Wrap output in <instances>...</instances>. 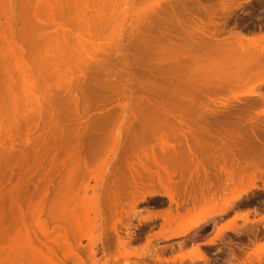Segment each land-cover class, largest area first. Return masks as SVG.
Masks as SVG:
<instances>
[{
  "label": "rangeland",
  "instance_id": "1",
  "mask_svg": "<svg viewBox=\"0 0 264 264\" xmlns=\"http://www.w3.org/2000/svg\"><path fill=\"white\" fill-rule=\"evenodd\" d=\"M29 1L31 4L29 5L30 7L27 4L26 8L28 9L26 10L24 9L25 11L24 13L27 16L24 13L23 15H25L27 18L29 17L30 19H33L34 21L33 30L39 33L38 35L40 39L38 41V44L35 45L36 48L35 47L34 48L40 54L39 62L41 65H39V67L36 65V67L38 71L39 69L42 70V74L44 78L39 77L40 73H38L36 69H35V72L33 71L34 69L32 68L31 60L29 58L27 59L28 56L8 58L7 63H9V67L12 68L13 70L15 69V64L17 63V69L14 72V76L16 80L18 81L17 86L19 84V87H20V89L18 90H20L21 92L20 97L23 100L22 106L20 105L21 107L18 106L20 108H17V110L19 109V112L16 111L18 112L17 117L19 116L24 117L26 115L28 116L30 111L33 108H36L38 103L41 101V99L40 100L38 99L43 96V94L45 93V90H52L55 93L57 92V94H60L61 92L62 95L60 96L64 97L66 95L65 93H63L64 90H66L65 88L66 83H69V84L71 83L73 84V86H75L76 83L80 82L79 79H81V82L82 81L85 82L84 80L86 79L85 76L86 77L89 76V70H90L89 68H91L90 71L93 77L92 71L94 70H92V68L95 66V63L93 61L95 60L105 61L107 59L109 60V55H111L112 53L111 51L115 49V47L117 46V43L121 42L122 52L117 54L115 56L116 57L115 59L118 61L129 59L131 63L132 57H130L129 51H127V49L125 48L126 47L125 43L128 45V43L130 42L129 39L134 37L133 33L134 35H136L137 34L136 30L137 29L141 30L142 28L141 21L146 14L150 15L152 13L150 16H153V19H154L153 22H155V19L158 17L157 15L159 14L160 9L158 10L155 9V11L153 10L151 11V8H153L155 3L158 1L160 2L162 1L160 5H162L163 7H165L167 3H168L167 5H169L171 2L173 3V4L172 3L170 4L172 5V7L174 6L173 7L174 12L172 10L173 15L170 13L168 14L164 13V15H162V13L159 14V16L161 15L162 17L161 20L167 19L168 21V22L166 21L167 23L164 21L165 22L164 25L166 24L165 25L166 29L168 28L166 32L170 30L171 31L174 30V34H172L173 32H171V36L173 35V37L178 35L177 34L178 31H176V28H175L176 23L178 22V19H181L180 21L182 22L184 21L185 15H183L182 13H184L183 11H185V9L187 10L185 11V13L190 10L189 12L193 16L202 17L205 13L204 8L213 7L211 12L216 13L218 12V9L222 6L223 1L225 2L223 3L225 7L227 8L225 12L220 11L219 9L220 14L223 12V14L225 15V14H229V12L232 11L230 13L231 17L232 16L239 17L241 24L245 22L244 20L248 19L249 21H252L254 25H256L255 27L248 26L246 28H243V26H240L239 28H236L237 30L241 29L240 31L241 32L243 31L244 33L246 32L249 33L253 31L252 32L253 36L264 34V0H238V1L237 0H229V1L228 0H198V1L197 0L196 1L195 0H190V1L189 0L187 1L185 0L184 1L183 0H169V1L167 0H62V1L29 0ZM180 1L185 2V5L182 6L183 8L180 6L183 2L180 3ZM236 1L238 4L240 3V7L235 10L230 8L231 11H228L230 10L228 8L232 6L229 4V2L230 3L232 2L231 4H234L236 3ZM4 2L5 0H0V52L7 53L8 49L11 50V49H14L15 47H13V45L10 43L9 44L4 43V40H3V35L7 34L5 31V27L7 26L6 14L9 13V12L8 13L6 12V9H8L7 8L8 5L6 6ZM217 5H221V6H219L218 8ZM171 15L172 17L173 16L174 17L171 18V22H169L170 21L169 17H171ZM219 15H216V16H219ZM176 19H177V22H176ZM220 20L223 21L222 19ZM216 22H219V21L217 20ZM173 25L175 26L173 27ZM230 25H232V22L229 18V21L227 22V27ZM155 27L156 25L155 23H153V32H152L153 35L152 36L157 35ZM217 27H220V26H217ZM25 28H27V26H25ZM229 28L230 27H228L227 30H229ZM163 29L165 30V27ZM129 30L130 32L132 31H136V32H133L131 34ZM179 36L182 38L181 33H180L178 35V38L176 37L175 40L180 39ZM224 37H226V35L220 36L219 39L224 38ZM180 40H177L175 43L180 42ZM180 43H183V42H180ZM118 46H120V44H118ZM248 47H246V49ZM250 47L249 49H247L246 52H245V49H243L244 52H242L243 50H240L237 52H233V51L228 52L225 58L227 60V63L225 62V66L229 67V65H231L232 67L233 64H234L233 67L237 66V63L239 62L240 59L238 60V62H235L236 61L235 59L237 57H240L241 55L243 56L244 54H247V52L248 53L249 52L253 53L254 51L262 52L264 49V39H262L261 41L260 40L257 41V43L251 44ZM27 48L28 47H24V50ZM120 49H121V46H120ZM159 51H160V48L158 52ZM161 51L163 52V50ZM200 52L203 53V50L202 51L198 50V51H193L191 53H188L187 57L184 59L185 65L187 63L189 64V66H191V68H194V65L202 66V67H211L217 64V62L219 61V59L218 60L216 59L217 61H214L216 57L215 55L216 53L215 54L213 53L211 55L212 51L209 49L205 51V53H207L208 55L206 54L204 55ZM159 55H160V52H159ZM169 55L171 56L172 54H169ZM205 56H211L210 57L211 60L209 59L210 62L208 60H205L206 62L202 61L206 59ZM172 57L174 56L172 55ZM194 59L195 61H193ZM79 61L81 64H84V61L85 63L88 61L85 64L84 69L87 68L85 69V71H87L88 69L89 70L87 73H85L86 74L85 76L82 74L84 77L79 73V70H77V67L75 68V64L78 63ZM224 61L225 60H220L219 62H224ZM13 62H16V63H13ZM173 62H170V63H173ZM110 63L112 66L113 64L112 61H110ZM157 63L158 62L156 58L155 60L153 59V64H154L153 67L155 68H153L151 77L147 76L145 72L146 69H144L143 67H141V65H139V69H137V72L139 74L138 79L151 80L155 85H157V87H159L160 84H163L166 81L176 80V78L172 79V77H174L175 74L172 75V73L168 72V73H165L166 74L165 75L163 73L164 72L163 70L162 71L160 70L161 72H159V70L157 69L159 66H161V64H159L158 66ZM124 65L125 64H123V61H122V63L120 62V63L115 64L114 67H116L117 71H121L119 70L118 67L121 66L123 68ZM172 65H175V64H172ZM239 65L240 63L238 64V66ZM181 75H184V74L183 73L181 74L180 72V75L177 78L178 81L179 80L181 82L182 81L184 82L193 81V84H195L197 89L204 91L203 95L206 92L205 97H207V98H203L202 92H201L199 96L196 95L195 99L198 102V104H197V107L194 108V111L193 110H188V111L182 110L184 111L183 113L186 114L185 116H187L188 119L189 118L195 119L196 116H199L200 118L205 120L207 117V119L204 122L206 125L203 124L202 122L201 123L203 124V127H205L208 130L210 129L212 133L218 132L217 130L221 131L223 129L224 130L229 129L230 126L228 125H230V123H231V126L234 127L235 129L238 128L239 131L243 130L242 129L243 127L245 128V126L248 127V124L250 125L251 122L249 123V120L252 121L251 119H253V121H255L258 124L260 123L261 126H264V104H263L264 102L263 103L258 102L259 101L258 99L255 100L254 97H250L249 95L254 91V87H255L254 84L256 81L255 79L248 80V79L243 78V79L236 80L232 78H229V79L211 78L209 76L210 74L207 72L197 73L196 74L197 76H194L188 79H185ZM206 81L207 83H205ZM208 84H210V86L214 85V87L218 86L217 84H220L219 85L220 90H218L217 92L215 91L210 92L209 94V90L212 86L210 87ZM93 87L94 86L92 84V88ZM129 87H130V84H129ZM57 88H59V90ZM258 89L259 88L255 89V91H257ZM206 90H208V92ZM260 91L264 92V85L260 88ZM101 94L105 96L104 92H102ZM62 99H66V98H62ZM119 99L121 100H119L118 103L113 102L110 105L104 106L105 110L103 107V103L100 102L101 100L100 99L98 101L100 102L101 106H99V103L95 102V105L93 106V108L95 107L98 108L99 106L103 109L98 110L97 108H95V109L89 110L90 113H86L87 115L89 114L90 116H92V118L96 116L100 118L99 114L101 112H102L101 115L109 112L113 114L112 116H115V117L117 116L115 119H112L114 118L112 117L111 118L112 120L111 121L109 120V122L104 126L102 130V136L104 137L103 151L97 154L96 157H93V158L87 155H84V161H86L85 163L87 164L88 168L92 171L97 170L95 172L98 174V176H101L104 172H106V170L108 169L107 163L111 159V156L107 155L104 149L110 148L112 146L113 138L115 136L125 137V135L131 134L128 128L126 127V124H124L125 122L123 123L121 122L120 119H118V116L120 117L123 114H125V116H128L130 114L128 110L122 112L118 108V105L127 104L128 101L125 102L124 100H122L121 97ZM250 100H253L252 105H250L251 104ZM27 102L29 103V107L26 106ZM65 103L62 102V104H64L63 108L65 109V111H63L64 109L62 108V113L66 112L68 117L65 118L63 125L67 127V130L70 128L69 131L72 130L71 132H73L75 130V115L73 112V109L75 111V107L68 104L70 102L66 104ZM200 103H201V107H203L202 110L200 109L201 108ZM223 104L228 105V106L224 107L222 106ZM231 105L235 106L236 109L232 107V110L230 111L231 112L230 113L229 111H227V108L231 107ZM8 106H7L8 111L6 110L8 114L5 112L6 114L5 115L4 112L0 111L1 113L0 117H2L0 120V124H1V121L3 122L5 121L2 126L5 125V128H6V131H4L3 133L2 131L4 130V127L3 128L2 126L0 127V140L3 139L1 137L2 134L4 136V134H6L5 132H7L8 129H10L9 130L10 132L15 129L13 125L15 123L14 118L16 116V113L9 110L11 109L12 106L11 107L10 105ZM110 109H112V111H109ZM109 113L107 115H110ZM165 113L167 114L172 113L175 115V117L178 114L179 115L181 114V112L177 110L172 111V112L165 111ZM80 114H83V113L81 112ZM184 114H182V116H184ZM224 114H225V117L227 118L223 117ZM64 115L66 114L64 113ZM201 115H205V118L203 116L201 117ZM3 117H5L4 120H3ZM195 120H192V121H195ZM197 120H198V117H197ZM240 120H242L243 122L245 120V125L244 123L242 124ZM246 120L248 122H246ZM178 124L179 123H177L174 117H168L164 125L166 128H163L161 130V131L164 130L166 132H164L163 135L157 134L154 132L153 134L149 136V143L151 144V147L154 148V151H156V153L159 151V147H160L159 137L162 135L161 138H163L164 141H169L170 139H172L171 137L172 134L175 135V128L180 127L178 126ZM181 124L183 128L188 127L187 125H190V123H186L185 121L184 122L182 121ZM199 126H201V124ZM71 132L69 133L71 134ZM22 134L24 135V133ZM23 135L21 137H23ZM21 137L20 139L22 140ZM34 137L35 136L33 135V138ZM257 138L261 143L264 144V133L258 132ZM4 139L3 141L7 140V142L4 143L5 146H7L10 143V141L9 139H7V137L5 140ZM24 140L25 138L22 140L23 143H21L19 140L17 141V143L20 142L21 144L20 143L19 144L16 143V144L22 146L24 142L26 141ZM236 140L237 142L234 143L235 148H236L234 149V155L239 164L242 165L248 162L249 164L250 163L260 164L261 163L262 165H264V156L249 155V150L251 149L252 146H254L253 141L249 137V135L244 134V131H243L236 137ZM150 144L148 145L150 146ZM148 145L146 147H148ZM221 145H222V140L218 138L217 147H221ZM20 146H17V148L19 149ZM23 149L24 148H22L21 150ZM52 152L50 153V155H48L50 157H46V160L44 161L41 160L39 163H36L38 164L37 166H39V168L36 167L38 170L33 169L34 167H31L32 165L30 164L31 163L30 161L29 163L27 162L26 164L24 162L20 163V165L25 164L26 168H30L31 170L33 171L36 170V172L37 171L38 172L36 173L34 171V174L36 173L35 176L32 175L33 177H31V179H28V180L25 179V181L20 182L21 185L27 183L29 187L28 194L23 196V199H22L23 201L25 200V202L19 203L16 201V199H15V202L14 201L13 202L14 204L19 203L22 206V214L20 215L22 216L25 214L24 215L25 228L27 229L28 236L31 237V239L34 238L33 233H36L38 236H40L39 228L42 226H46L48 232L52 231L53 225L55 226V224L57 223L56 222L57 217H59L60 221L63 222V224L62 223L61 224L63 226L65 225L64 228L66 227L68 230V231L66 230L67 239H65L67 242L65 243L63 239L65 238L64 236L65 230L64 232H62L63 230H60L61 231L59 233L60 236L56 234L59 238L56 235L51 234V239L53 240V237H54V240L58 238L57 242L61 244V247H60L62 249L61 252L58 251V250H61V249H58L59 245L58 247L56 245H53V246H56L55 248H57L56 250L58 252L56 253H57L58 260L60 261L63 260L62 257L64 253L66 254L67 257L69 255L68 260L64 258L65 259L63 260L64 264H71L70 263L72 262L71 260H74V254L77 252L75 248L76 246H78L77 241L80 243L81 249L79 248L78 251H79L80 257L84 260V264H264V191L253 190L249 192L247 195L243 196L241 201L233 209H231L226 215H222V216L216 215L213 217L203 216L201 220L205 218L203 220L208 221L209 225L211 226L209 225L207 227L204 226V228L195 227L194 229L189 230V232L185 236L178 237L175 239H170V240L169 239L162 240V236L171 232V230L175 228L174 226L170 227L171 225H174L172 223H175V220L172 219V222L170 225V223L167 224L168 223L167 221H166L167 223L164 222L162 218L164 214L169 213L168 212L169 209L174 212L173 205H171L172 207L170 208L168 200L162 196H155L152 198L147 197L145 201H138L137 204L135 205L136 215L134 214L129 218H126V217L123 218L121 225H117L118 237L117 235L113 234V231L112 233H109L110 235L109 245L110 246L108 245V247L106 246L105 248V244L103 242L101 243L102 235L97 230L99 222L97 221V219H95V215H96L95 207L97 203V200L95 199V197L99 196V191L91 190L87 188V186L93 187L94 182L91 180H88L90 172L85 170L81 164L79 166L75 165V142L74 140H72V138L70 139L65 132H63L62 134V140H61V144L58 150V157L56 159L59 170H58L57 175L51 178L52 180L50 182V184H52L53 187H51L52 185L49 184L48 186L49 191L47 193V196H45L41 192L40 189L43 187V184L45 185L46 183H48L50 179V176L45 175L47 174V172H44V171L46 170V168L49 170L51 166L50 161L52 160L51 157H53L51 155L54 154V151ZM147 152L149 153L148 150ZM200 158L203 159V157H200ZM215 158H217V156H215ZM216 160H217L216 165L204 166L205 170L207 171L211 179L208 178V180L207 179L203 180V178L201 177L202 180L204 181L203 183V181H200V178L199 179L193 178L194 177L193 176L192 177L193 179L190 178L191 179L190 180L188 177H186L191 181L190 182L187 179V181H189V184L187 182L186 183L192 186L195 180H199L198 184L202 183L203 188H204V185L206 187L207 186L209 187L211 185L218 191L219 194H217L216 190L214 191L212 190L209 193L213 192L215 194V195L213 194V197L217 195L216 196V199L218 201L217 207L218 205L219 207H222V206H225L226 202L222 200L219 201L218 198L220 199V196L222 197L224 195V196L229 197L231 195H234L235 192L237 193L238 191H240L242 187L243 188L245 186L248 187L249 181L248 179L246 180V178L244 182L242 181L243 183H235L234 181H232L235 183V184H232L230 181H226L227 179L229 180V177L228 178L225 177L223 173L224 172L223 169H225V171L226 170L230 171L229 170L230 167L228 166L225 167L223 165V169H221L222 165L220 163V159L217 158ZM261 164L259 166H262ZM23 165H21V168H25ZM14 169L15 168H12V170L16 172L17 167H16V171ZM151 169L153 170L154 168H151ZM41 170H43L44 176L41 175L42 173ZM16 175L17 174L15 173L12 176H10L11 179H9L10 177L7 175L9 178L6 179L5 177L3 179L2 181L3 186L0 189V205H2V208L0 210V225L3 230L8 231V233H6L7 231L6 232L3 231L4 232L3 234L5 237L4 236L0 237V258L2 259L5 257L6 260L8 258L7 262L10 261L11 264L13 263L18 264L17 262H15L16 260L14 258L15 255L13 254V252L16 250L18 251L17 247L19 248L20 245H23L26 242L25 231H24L25 229H23V226L18 224L17 223L18 220L16 221L15 219V217L18 216L19 213L14 214V215L12 214L18 210H15V211L12 210L13 208H16L17 205L13 206L12 205L13 203L11 202L12 199L10 198H12V196L15 198L17 197L18 200L22 198L21 193H17V191L11 192L12 186L18 183L17 182L18 179ZM260 177L261 178H259L255 182V185L263 187L264 177L263 178L262 176ZM184 183H185V180H184ZM187 184L185 185L187 186ZM54 187L55 189L59 190L58 196L56 195L55 189H53ZM216 187H218V189ZM33 188L37 190L34 191ZM148 192H157L161 194L163 193V189L157 186L156 184L154 185L153 188H148ZM206 193H204L203 203L201 204V206L196 208V210H201V209L204 210L208 207H211V203L212 204L215 203V201L212 202L211 198L213 197H210L212 193L211 195H209V193L207 194ZM8 201L11 202L12 204H10ZM9 204L13 208L9 207L8 209L7 207ZM124 207L127 208V209L124 208V210L128 211L129 207H127V204H124ZM3 210L5 211L3 212ZM7 210H8L7 213L9 214V216L7 214V218H6ZM10 210L13 211V212H10L11 214L9 213ZM129 211L127 212L128 214L131 213V212L129 213ZM179 211L182 212L181 210ZM49 213L54 214L53 215L54 217L56 216L54 218L55 220L53 221V224L50 223L49 219H51V217L48 216ZM182 213L185 215V212H182ZM183 214L181 215L179 214L180 216H183L181 218L190 217L193 213L190 212L189 214H186L185 216ZM122 215H124V213ZM173 215L174 214L170 215V217L173 218ZM16 218L18 219L19 217H16ZM144 218H148L150 221L147 220V223L143 222L142 225H140L141 222L139 221H142L141 219H144ZM224 225L225 226L228 225L230 228H233L232 231L231 230L226 231L222 236H220V238L216 237L217 230L220 229V227H224ZM126 228L130 230H127ZM128 232L132 234L130 235L133 238L130 241V244L128 243L124 248H122L118 244V238H121V240L122 238L126 239L127 238L126 234ZM67 244L68 245L70 244L69 245L70 247H67L68 246ZM117 244L119 247L117 246ZM37 247L38 249H40V247L42 246L37 245ZM69 248H70V251H69ZM90 248H92L93 252L95 253L94 259L92 260H90L91 257H90V254L88 253V249ZM26 249H25L24 254L26 253ZM41 249H43V251L45 252L43 247ZM27 254L29 253L27 252ZM11 255L14 257H11ZM200 256H203L204 259L194 261L195 257L197 258ZM182 257H189V259L188 258L183 259ZM191 258L193 261H190ZM12 259H14L15 261ZM6 260L4 259L3 261L5 262ZM58 260H56V262H58ZM65 261L66 262L68 261V263H66ZM0 262L4 263L2 261ZM58 263L63 264L61 262H58Z\"/></svg>",
  "mask_w": 264,
  "mask_h": 264
},
{
  "label": "bare ground",
  "instance_id": "2",
  "mask_svg": "<svg viewBox=\"0 0 264 264\" xmlns=\"http://www.w3.org/2000/svg\"><path fill=\"white\" fill-rule=\"evenodd\" d=\"M57 1H62V0H57ZM183 1H180V3ZM237 1L234 4H231L232 2L231 3L229 2V4L232 6L229 7L228 9L230 8L234 10L238 9L240 7V3L238 4ZM161 2L160 1L156 2L154 7L151 8V11L152 10L155 11V9L156 10L160 9L159 14L162 13V15H164V13L165 14L170 13L173 15L172 10L174 6L172 7V5H170L172 2L169 5H167L168 4L167 3L165 7L160 5ZM223 2H222V6L217 5V7L219 8V6H221L219 8L220 11L225 12L227 7H225L224 5L225 2L224 3ZM4 4L6 6L8 5L10 8L8 6H7L8 9L5 8L6 12L9 13L6 14L7 26L5 27V31L7 34L3 35V40L4 43L6 44L10 43L15 48L11 50L8 49L7 53L0 52V111L4 112L5 114L6 110L8 111L7 106L10 105V107L11 106L12 107L9 110L15 112L16 116L14 118L15 123L13 125L15 129L11 132L9 131L10 129H8L7 132H5L6 134H4V136L2 134L1 136L3 139L4 138L6 139L7 137L10 143L9 144L7 143L8 145L5 146L4 143L7 142V140L6 141H3V139L0 140V149H1L0 150V189L3 186L2 181L5 177L7 179L13 174L15 173L17 174L16 177L18 179L17 181L18 183L12 186L11 192L17 191V193H21L22 198L18 200L17 197L15 198L12 196V198H10L12 199V201L11 200L10 201L13 204L9 201L8 202L13 206L15 205L17 206L16 208H13L9 204L10 206L8 205L7 208L8 209L9 207L13 208L12 209L13 211L18 210L12 214L14 215L19 213L18 216H16L19 218L17 219L15 217V219L16 221L18 220L17 223L22 225L23 229H25L24 231L26 238L25 244L20 246L18 245L20 249L16 246L18 251L16 250L13 252L15 257L11 255V257H14L16 261L14 259L12 260L17 262L18 264H59L58 262L63 263V260L65 259L68 260L69 258L68 253H67L68 257L64 253L62 257L63 259L62 261L57 259L58 257L56 252L62 251V249L60 248L61 244L57 242L59 238L58 236H60L59 235V233L61 232L60 230H63L62 232H64L65 230L64 232L65 238H63L65 243L67 242L65 239H67L66 233L68 231L66 227H65L66 229L64 228L65 225L64 226L62 225L63 222L60 221L59 217H57V221H56L57 223L55 224V226L53 225L52 231L48 232L47 227L41 225L42 227L39 228L40 236H38L36 233H33L34 238L32 237L33 239H31V237L28 236L27 229L25 228V222H24L25 214L22 216L20 215L22 214V206L21 204H19L21 202H25V200L24 201L22 200L23 196L27 195L29 192V187L27 183L21 185L20 182L25 181V179L26 180L31 179V177H33L32 175L35 176V174L38 172V171L36 172V170H38L37 168H39V166H37L38 164L36 163H39L41 160L42 161L46 160V157H50L48 155H50V153L54 151V154L51 155L53 156L51 157L52 160L50 159L51 166L49 170L46 168V170L48 171L46 170L44 171L47 172V174L45 175H49L50 179L48 183H46L45 185L43 184V187L40 189L41 192L45 196H47V193L49 191L48 186L52 180L51 178L56 176L59 170L56 159L58 157V150L61 144L63 132H65L67 136L70 139L72 138V140H74L75 142V165L79 166L81 164L85 170L90 172L88 180L93 181L94 186L93 187L87 186V188L91 190L99 191V196L95 197V199L97 200L95 207V213H96L95 219H97V221L99 222L97 230L102 235L101 243L103 242L105 244V248L106 246L108 247L109 245V240H110L109 233H112L113 231V234L117 235L118 237L117 225H121L123 218L125 217L129 218L132 215H134L136 210L135 205L137 204V202L145 201L147 197L152 198L155 196H162L168 200L170 208L172 207L171 205H173L174 207L173 210L175 213L169 209L168 211L169 213L164 214L162 218L164 222L167 221L168 223L167 222L166 223L167 224L170 223V225L172 219L175 220V223H172L174 225L170 226V227L174 226L175 228L171 230V232L162 236V240H168V239L170 240L185 236L189 232V230L194 229L195 227H199V228L200 227L204 228V226L207 227L209 225V222L203 220L205 218L201 220L203 216L213 217L216 215L217 216L226 215L231 209H233L241 201L242 197L247 195L249 192L253 190L264 191V186L261 187L255 185V182L259 178H261L260 176H262V178L264 177V165L260 163L262 166H259L260 164L258 163L249 164L248 162L241 165L238 163L234 155V149H236L234 143L237 142L236 137L244 131V134L249 135V137L252 139L254 145L252 146L253 148L251 147V149L249 150V155L264 156V144L261 143L257 138L258 132L264 133V126H261L260 123L258 124L255 121H253V119H251L252 121L249 120V123L251 122L250 125L248 124V127L246 126L245 128L243 127L242 128L243 130L239 131L238 128L235 129L234 127L231 126V123L229 122L230 125L228 126H230V128L232 127L231 129L230 128L225 130L223 129L221 131L217 130L218 132L212 133L210 129L208 130L205 127H203V124H205L204 122L207 119V117L205 120H203L199 116H196L195 117L196 120L198 117V120L196 121L195 119L192 118L188 119L187 116H185L186 114L183 113L184 111H182V110L194 111V108H196L198 104V102L195 99L196 95L199 96L201 92L203 98H207V97H205L206 92L203 95L204 91L197 89L195 84H193V81L192 82L191 81L181 82L180 80L178 81L177 78L179 77L180 72L181 74L182 73L184 74L181 76H183L185 79L192 78L194 76H197L196 75L197 73H203V72L209 73L210 74L209 76L211 78H218V79H222V78L224 79L232 78L236 80L243 78L248 80L255 79L256 81L254 84L255 85L254 91L249 95L250 97H254L255 100L258 99L259 100L258 102H262V103L264 102V92L260 91V88L264 85V49L262 52L260 51L257 52L254 51L253 53L247 52V54H244L245 57L244 55L237 57L235 59L236 60L235 62H238L239 59L240 60L237 63V66L235 67H233L234 66L233 63L235 62L232 63L233 64L232 67L231 65H229V67L225 66V62L227 63V60L225 58L228 52H232V51L237 52L243 49H245L246 52L251 44L257 43V41L259 40L261 41L262 39H264V34L253 36L252 34L253 31H251V29H250L251 32L249 33L247 32L244 33L243 31L241 32L240 31L241 29L237 30L235 28L236 26L234 27L232 26L233 27L232 29L229 28L230 30H226L228 28L226 27L227 26L226 24L229 21V18L231 16L230 13L232 12L231 9L230 10L227 9L228 11L231 12H229V14L224 15L223 12L221 14L219 13V9L218 12L216 13L213 12L210 13L213 7L212 8L208 7L210 9L204 8L205 13L203 15L204 17L202 16L203 17L202 18V17L193 16L192 14H190L189 12L190 10L185 13V11L187 10L184 8L185 11L182 10L185 13V14L182 13L183 15H185L184 21L182 22L180 21L181 19H178L177 22L176 19L178 25L176 23V27H175L176 31H178L177 34L179 35L181 33L182 36V38L179 36L182 41L180 39L177 40H180V42H183L184 44L180 42L175 43L177 41L175 40V38L176 37L178 38V35L174 37L173 35L171 36V32H173L172 34H174V30L173 31L170 30L166 32L168 28L166 29L165 26L166 24L164 25V23L167 21V19L161 20L162 18L161 15L159 16V14L157 13L158 17L157 18L155 17L156 18L155 22H153L154 21L153 16H150L152 13L150 12L151 13L150 15L146 14L141 21L142 28L141 30L139 29L136 30L137 31L136 35H134L133 33L136 31L130 32L129 30L131 34L133 33L134 37L129 39L130 42L128 43V45L125 43L126 46L125 48L127 49V51H129L130 57H132V62L130 63L129 59L122 60L123 64L125 65L123 66V68L121 66L118 67L119 70L121 71H117L116 67H114L115 64L120 62L122 63V61H118L115 59L116 58L115 56L122 52V44L120 42L117 43V46L116 47L114 46L115 49L111 51L112 53L111 55H109V60L107 59L109 62L107 60L93 61L95 63V66L94 67L92 66L93 67L92 70H94L92 71L93 77L90 71L91 68L89 67H88L90 69V70L88 69L89 76L91 77L87 76L88 77L87 78L85 76L86 75L85 73H87L88 70L85 71V69L87 68L84 69V67L88 61L86 63L84 61V64H81L80 63L81 60H80L78 63H76L77 65L75 64V68L77 67L79 73L85 76L86 78L84 79L85 82L84 81L81 82V79H79L80 82L76 83L75 86H73V84L71 83L70 84L66 83L65 85L66 90H64V92L62 91L63 93L66 94L64 97L60 96L62 95L61 92L60 94H57V92L55 93L52 90H45L43 96L38 99V100L41 99V101L38 103L36 108H33L30 111L28 116L26 115L24 117L22 116L17 117V113L19 112V109L17 110V108H20L23 102L22 98L20 97L21 92L20 90H18L20 89L19 84L17 86L18 81L14 76V72L17 69V63L13 62L16 63L15 69L13 70L12 68L9 67V63H7V60L10 57L15 58V57L28 56L27 59L29 58L31 60V65L32 68L34 69L33 71L35 72L36 69L37 72L40 73L39 77L42 78L43 77L42 70L39 69L38 71L36 67V65L38 67L39 65H41L39 62L40 54L35 49L36 48L35 45L38 44L40 38L38 35L39 33L33 30V25H34L33 19H30L29 17L28 19L26 17L27 15L24 13L25 12L24 9L25 10L28 9L26 8L27 4L28 6L31 5L29 0H5ZM182 4L180 5L181 7L185 5V2H183ZM23 13L26 16L23 15ZM172 15L171 17H169L170 18L169 22H171V18L174 17V16L172 17ZM216 18L219 22L221 21L220 19H222L223 20L221 21L222 23L221 22L216 23L217 21ZM153 23H155L156 25L155 29L157 35H154L155 37L152 36ZM217 25L219 26L221 25V27L218 28ZM25 26H27V28H25ZM174 26L175 25H173V27ZM177 26L180 30L177 28ZM164 27L165 30L163 29ZM225 35L226 37L219 39L220 36H225ZM171 38H173L175 41ZM118 44H120L121 49L120 46H118ZM24 47H28V48L24 50ZM246 47L248 48L246 49ZM159 48H160L159 51L160 55L158 52ZM206 49L212 51L211 55L213 53L214 54L216 53L215 60L213 59L214 61H217L218 59L219 61L220 60H225V61L224 62L218 61L217 64L211 67H202V66L194 65V68H191L189 64L186 63L185 65L184 59L187 57L188 53H191L193 51L203 50V53L202 52L200 53L204 55L205 54L208 55L207 53H205V51H207ZM161 50H163V52ZM242 52H244V50ZM169 54H172L174 57H172V55L170 56ZM210 57L211 56H205L206 59L202 61L206 62L205 60H208L210 62L211 60ZM155 58L158 62L157 65L159 66V64H161V66H159L157 70H159V72L163 70L164 74L168 72L172 73V75L175 74V76L172 77V79L176 78V80L166 81L165 83L160 84V86L157 87V85H155L151 80L138 79L139 74L137 72V69H139V65H141V67L146 69L145 72L147 76L151 77L153 68H155L153 67L155 64V63L153 64V59L155 60ZM195 59L193 61H195ZM113 60L116 62H114ZM110 61H112V63L115 64L114 65L112 64L111 66ZM239 63L240 65L238 66ZM109 66H111L112 68ZM205 83H207V81ZM92 84L94 86L93 87L94 89L92 88ZM208 85L210 86V84ZM217 85L218 86L215 87L214 85H211L212 87L210 86L211 87L210 90L208 89L209 94L210 92H214V91L217 92L218 90H220V86H219L220 84ZM59 88L57 89L59 90ZM257 88L259 89L255 91V89ZM17 90L19 93L17 92ZM208 90L206 91L208 92ZM102 92H104L105 96L101 94ZM120 97L125 102L128 101V103L123 105H118L119 110H121L122 112L128 110L130 114L128 116H125V114L121 115L120 117L118 116V119H120L121 122L123 123L125 122L124 124H126V127L128 128L131 134L125 135V137L115 136L113 138L112 146L110 148L104 149L105 153L111 156V159L107 163L108 169L106 170V172H104L101 176H98V174L95 172L97 170L92 171L88 168L87 164L85 163L86 161H84V155L93 158L96 157L97 154L103 151L104 137L102 136V130L104 126L109 122V120L111 121L112 119H115L117 116L116 117L112 116L113 114L109 112L108 113L110 115H107L108 113H104V112H103L104 114L101 115L102 113L101 112L99 114L100 118H98V116L96 115H95L96 117L92 118V116H90L89 114L87 115L86 113H90L89 110L97 108V107L93 108L95 102L99 103V106H101L100 102L103 103V107H104L112 104L113 102L118 103V101L121 100L119 99ZM62 98H66V99H62ZM67 100L70 103H68ZM98 100H100V102ZM253 100H250L251 103L250 105H252ZM62 102L63 103L66 102L72 105L73 107H75V111L73 109L75 115V130L73 132H71L72 130L69 131L70 128L67 130V127L63 125L65 118L68 116L66 112H64L66 115L62 113V108L64 105L62 104ZM26 106L29 107L28 102L26 103ZM99 106L97 108L98 110L103 109ZM222 106L227 107L228 105L223 104ZM200 107H201V103H200ZM232 107L235 108V106L231 105V107L227 108V111L230 112L232 110ZM202 108L203 107H201L200 109L202 110ZM12 109H14L15 111ZM112 109H110L109 111H112ZM176 110L181 112V114L180 115L178 114L176 117L172 113L169 114L165 113V111L172 112ZM63 111H65V109ZM80 111L83 114H80L81 113ZM182 114H184V116H182ZM202 116L205 118V115H201V117ZM168 117H174L177 123H179L178 126L180 127L175 128V135L174 134H172V136L170 135L172 139L169 138L170 139L169 141H164L163 138H161V136L166 131L164 130L161 131V130L163 128H166L164 125ZM223 117H225V114ZM1 118L2 117H0V120ZM4 118L5 117H3V120ZM190 119L195 121H192ZM247 120L246 122H248ZM182 121L183 122L185 121L186 123H190V125H187L188 127L183 128L181 124ZM240 121L242 122V124L244 123L245 125V120L244 122L242 120ZM4 122L1 121L0 127L4 124ZM252 122L255 124H253ZM200 124L201 126H199ZM3 127L4 130L2 132L4 133V131H6L5 125L2 126V128ZM21 131L22 133H24V135L21 133ZM69 132H71V134ZM154 132L157 134H162L159 137L160 147L157 153L156 151H154V148L151 147V144L149 143V136ZM22 135L23 137H21ZM33 135L35 136L34 138ZM28 136L30 139L28 138ZM20 137L22 138V140L25 138L26 141L24 140L25 142L23 144L25 147L23 145L22 146L17 145L20 142L23 143ZM218 138L222 140L221 147H217ZM19 140L20 142L17 143V141ZM148 144H150V146ZM147 145L148 147H146ZM17 146H20L24 149L21 150L22 148L20 147L18 149ZM147 150L149 151V153L147 152ZM215 156H217V158L220 159V163L222 165L221 169H223V165L225 167L226 166L230 167L229 168L230 171L226 170L227 172L225 171V169H223L224 170L223 173L225 177L226 178L229 177V180L227 179L226 181H230L232 184L243 183L245 181V178L246 180L248 179L249 181L248 187L247 186H245L244 188L242 187V189L237 193L235 192L234 195L228 197L222 194L223 196L222 197L220 196V199L218 198L219 201L222 200L226 202L225 206L222 207H219V205L217 207V202H218L216 199L217 195L214 196L215 197L214 198L213 197L214 193L211 192L212 195L211 193H209L212 190L213 191L216 190L211 185L209 187L208 186L206 187L204 185L203 188L202 183L198 184L199 180H195L196 182L195 181L193 182L195 185L194 184H192V186L188 185L189 181L193 178H197V179L200 178V181H203L204 179L208 180V178H210L204 166L216 165L217 158H215ZM200 157H203V159H201ZM29 161L31 162L30 163L32 165L31 167H34L33 169H36L34 170L36 172L35 174L33 170L25 167V164L27 162L29 163ZM22 162L25 163L24 165L21 164L25 168H21L20 163ZM16 167H17V171H16ZM12 168H15L14 170L16 172H14ZM151 168H154L155 170L154 169L152 170ZM43 170H41L42 176H44ZM186 177L191 179L189 180ZM201 177L203 178V180ZM9 179H11V177ZM187 179L189 181H187ZM232 181H234L235 183ZM156 184L157 186L163 189V193L159 194L157 192H148V188H153L154 185ZM185 184H187V186L189 187H187ZM200 185L202 186V188ZM51 187H53V185ZM216 188L218 189V187ZM33 189L34 191L37 190L35 188ZM53 189H55V187ZM55 191H56V195L58 196L59 190L55 189ZM206 192L209 193V195H211L210 197H213L211 199L212 202L215 201V203L214 204L211 203V207L207 206L208 208L204 210L203 209L196 210V208L201 206V204L203 203L204 193ZM138 194L140 195V197ZM217 194H219L218 191ZM15 199L19 203L14 204ZM124 204H127V207L130 208V209L128 208V211L131 210L129 211V213L131 212L130 214L127 213L128 211L124 210V208H126L124 207ZM1 208L2 205H0V210ZM12 210H10L9 213L13 212ZM179 210L185 212V215L189 214L190 212H192L193 214L190 217L181 218L183 216L180 215L183 213L180 212ZM4 211L5 210H3V212ZM7 212L8 210L6 211V218L8 214ZM123 213L124 215H122ZM171 213L174 215L177 214L176 215L177 217L174 215L173 218L170 217V215H172ZM53 215L54 214H50V213L48 214V216L51 217L52 219V221L51 219H49L51 224H53V221L55 220L54 218L56 217V216L54 217ZM141 220L142 221H139L141 222L140 225H142L143 222L147 223V220L149 219L144 218ZM226 226L224 225V227H220V229L217 230L216 237L220 238V236H222L226 231H230V230L232 231L233 228H230L228 225ZM0 228H1L0 233L2 234L7 231V230L6 231L3 230L1 225ZM130 232L126 234L127 240L124 238H122V240L121 238H118V244L120 247L124 248L128 243L130 244V241L133 238L131 237L132 234ZM6 233H8V231ZM2 234H0V237L4 236V234L3 235ZM51 234L52 235L57 234L58 236L57 235L56 236L58 238L54 240L53 237L52 240ZM48 243L50 244V246ZM51 244L52 246L56 245L57 247L59 245L58 249L61 250L57 251L56 250L57 248H55L56 246L52 247ZM77 244L78 246H76L75 248L77 252L74 254V260H71L72 262L70 263L84 264V260L79 255L78 250L79 248L81 249V247L78 241ZM37 245L42 246L45 252L43 251V249H41L42 247L38 249ZM69 245L67 247H70ZM24 248L25 249L27 248L25 254H24L25 252ZM27 252L29 254H27ZM88 253L90 254L91 257L90 260L94 259L95 253L93 252L92 248L88 249ZM182 258L189 259V257H182ZM4 259L6 260L5 257L2 259L0 258V261L4 262L3 261ZM203 259H204L203 256L197 258L195 257L194 261L203 260ZM56 260H58V262H56ZM7 261L8 258L4 263L0 262V264H5ZM190 261H193L192 258L190 259ZM66 263H68V261ZM6 264H11V262L9 261Z\"/></svg>",
  "mask_w": 264,
  "mask_h": 264
},
{
  "label": "flooded vegetation",
  "instance_id": "3",
  "mask_svg": "<svg viewBox=\"0 0 264 264\" xmlns=\"http://www.w3.org/2000/svg\"><path fill=\"white\" fill-rule=\"evenodd\" d=\"M210 13H212V12H210ZM218 18V17H217ZM220 18V17H219ZM230 20H231V22H232V25H230V26H228V27H230V29H232L234 26H236L235 28H239L240 26H243V28H246V27H248V25L249 26H251V27H255L256 25H254V23L252 22V21H249L248 19H246V20H244L245 22H243L242 24H241V22H240V18L239 17H237V16H230ZM216 23H218V22H216ZM220 23V22H219ZM222 23V22H221ZM235 24V25H234ZM238 24V25H237ZM227 25V24H226ZM217 26H219V25H217ZM233 26V27H232ZM220 27H221V25H220ZM227 27V26H226ZM219 28V27H218ZM229 29V30H230ZM227 30V29H226Z\"/></svg>",
  "mask_w": 264,
  "mask_h": 264
}]
</instances>
